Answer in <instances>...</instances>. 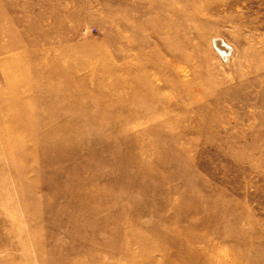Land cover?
Returning a JSON list of instances; mask_svg holds the SVG:
<instances>
[{"label": "rangeland", "instance_id": "1", "mask_svg": "<svg viewBox=\"0 0 264 264\" xmlns=\"http://www.w3.org/2000/svg\"><path fill=\"white\" fill-rule=\"evenodd\" d=\"M0 264H264V0H0Z\"/></svg>", "mask_w": 264, "mask_h": 264}, {"label": "bare ground", "instance_id": "2", "mask_svg": "<svg viewBox=\"0 0 264 264\" xmlns=\"http://www.w3.org/2000/svg\"><path fill=\"white\" fill-rule=\"evenodd\" d=\"M14 122L16 123V121H14ZM61 127H62V130H64V131H66L68 129L65 124H63V126H61ZM27 129H29L31 131V127H29V128L27 127ZM24 247H26V245Z\"/></svg>", "mask_w": 264, "mask_h": 264}]
</instances>
